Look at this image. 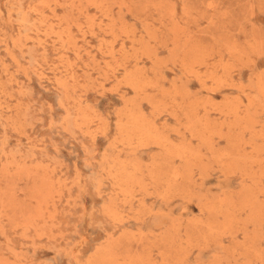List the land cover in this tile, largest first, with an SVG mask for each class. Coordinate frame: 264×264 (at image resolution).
<instances>
[{"label":"rangeland","instance_id":"rangeland-1","mask_svg":"<svg viewBox=\"0 0 264 264\" xmlns=\"http://www.w3.org/2000/svg\"><path fill=\"white\" fill-rule=\"evenodd\" d=\"M0 264H264V0H0Z\"/></svg>","mask_w":264,"mask_h":264}]
</instances>
